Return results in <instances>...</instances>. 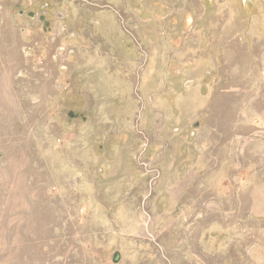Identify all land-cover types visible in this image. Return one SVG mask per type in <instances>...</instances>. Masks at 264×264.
I'll return each instance as SVG.
<instances>
[{"label":"rangeland","instance_id":"374dc122","mask_svg":"<svg viewBox=\"0 0 264 264\" xmlns=\"http://www.w3.org/2000/svg\"><path fill=\"white\" fill-rule=\"evenodd\" d=\"M0 264H264V0H0Z\"/></svg>","mask_w":264,"mask_h":264}]
</instances>
